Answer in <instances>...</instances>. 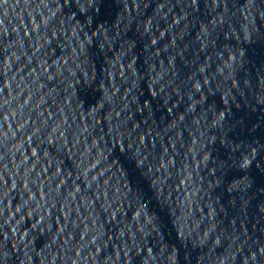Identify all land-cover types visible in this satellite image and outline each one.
Returning a JSON list of instances; mask_svg holds the SVG:
<instances>
[{
	"label": "water",
	"instance_id": "95a60500",
	"mask_svg": "<svg viewBox=\"0 0 264 264\" xmlns=\"http://www.w3.org/2000/svg\"><path fill=\"white\" fill-rule=\"evenodd\" d=\"M182 0H0V264H202Z\"/></svg>",
	"mask_w": 264,
	"mask_h": 264
}]
</instances>
